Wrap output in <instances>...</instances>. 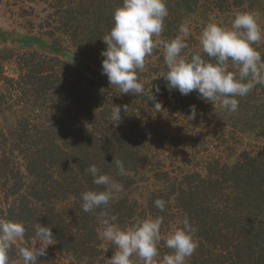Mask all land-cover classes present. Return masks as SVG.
I'll use <instances>...</instances> for the list:
<instances>
[{"label": "trees", "instance_id": "obj_1", "mask_svg": "<svg viewBox=\"0 0 264 264\" xmlns=\"http://www.w3.org/2000/svg\"><path fill=\"white\" fill-rule=\"evenodd\" d=\"M37 1L55 8L45 25H39L40 37L33 35L38 43L41 38L51 41L52 54L14 55L12 76H6L0 63V109L11 114L14 124L9 134L0 128V218L25 222L26 241L34 236L37 222L52 227L54 245L37 264H105L109 243L100 236L102 211L117 215V222L128 226L162 216L169 233L183 227L187 216L198 229V247L186 264H264V149H243L233 163L214 160L204 175L171 173L164 161L167 156L175 157L172 163L180 156L195 157V140L182 141L194 136L193 128L182 129L189 124V106L195 105L204 115L208 108L215 113L226 110L218 104H204L201 110L195 91L184 96L167 90L158 77L167 71L162 47L146 57L139 73L143 94H121L109 84L101 74V51L106 49L102 38L123 0ZM167 8L161 38H174L187 21V56L199 51V35L209 22L230 25L236 13L255 11L264 27V0H167ZM255 47L264 58V40ZM64 55L77 60L75 65L64 61ZM157 102L162 104L160 111L154 108ZM113 105L121 106L120 121L111 119ZM236 112L242 119L258 121L263 131L264 85L240 98ZM175 117L178 124L173 127ZM114 159L124 162L126 174L118 173ZM92 164L123 190L114 193L107 208L86 213L81 193L104 190L85 171ZM143 175L147 177L141 179ZM143 180L159 182V187L147 193L145 209L134 207L133 212L130 195L124 191ZM156 199L173 202L171 210L153 212L150 204ZM164 240L161 256L171 251L163 246ZM19 247L13 245L12 264H22Z\"/></svg>", "mask_w": 264, "mask_h": 264}, {"label": "clouds", "instance_id": "obj_2", "mask_svg": "<svg viewBox=\"0 0 264 264\" xmlns=\"http://www.w3.org/2000/svg\"><path fill=\"white\" fill-rule=\"evenodd\" d=\"M169 15L167 0H123L114 9L113 26L102 41L106 49L101 51L102 75L109 84L118 87L121 94L144 93V84L139 73L145 67L146 57L154 49L162 47L167 71L159 73L164 79V87L178 90L187 96L197 92L199 98L221 108L235 112L240 98L247 96L257 85H264V58L255 45L264 40V28L259 23L255 11L238 12L230 25L209 22L199 35V51L191 56L185 55L189 44L187 37L190 27L187 21L181 23L178 34L171 39L161 38L165 20ZM155 91L158 94L160 87ZM152 100L155 97L151 93ZM157 111L162 104H154ZM123 109L128 112V106ZM121 106L113 105L111 119L121 120ZM187 119L194 120L197 115L195 105L189 106ZM120 175L126 174L124 162L113 161ZM92 176L93 184L103 186L104 190H89L81 193L82 210L86 213L105 209L115 192L122 191V185L103 173L95 164L85 169ZM154 206L161 212L166 202L156 199ZM102 239L111 242L116 248L109 264H186L198 247L195 233L198 231L187 216L183 227L170 232L163 246L171 251L160 255L161 228L163 217H147L129 226H121L117 215L102 211ZM34 236L25 240V222L0 218V264H12L10 253L13 245L19 243V257L22 264H37L38 257L46 256L47 249L54 245L55 236L51 226L36 223Z\"/></svg>", "mask_w": 264, "mask_h": 264}, {"label": "rangeland", "instance_id": "obj_3", "mask_svg": "<svg viewBox=\"0 0 264 264\" xmlns=\"http://www.w3.org/2000/svg\"><path fill=\"white\" fill-rule=\"evenodd\" d=\"M52 7V5L50 6ZM47 4H42V2L37 0H0V63L4 65V70L6 76L14 75L15 66L12 59L14 55L18 53H24L29 51H35L40 54H52L48 48L51 45V41L46 38H41L42 42L38 43L35 39L39 34L43 33V30L39 25H45L47 14L55 12L51 10ZM51 10V11H50ZM264 28V27H262ZM34 35V36H33ZM62 60L66 61L71 65H75V61L69 55L62 56ZM90 76V75H88ZM91 77V76H90ZM98 81L97 78L94 79ZM2 92V85L0 83V93ZM199 99V108L202 110L205 105L212 104L211 102H205V100ZM205 104V105H204ZM217 105V104H212ZM219 106V105H218ZM217 108H215L216 110ZM207 113H200L197 111L196 120L189 121V124H184L182 129H194V136L189 140L188 137L185 139L182 138L183 142H191L195 140L194 145H196L195 157L191 160L183 158V156L178 157L176 162L172 163L169 156L164 159L166 168L170 170L171 173H181L186 174L187 172L192 173L196 172L204 175L205 171L207 172V167L209 164H212L214 160L216 161H225L226 163H233L235 157L243 149L247 150H258L264 149V129H260V124L258 121H253L252 119H242L243 116L239 115L236 111H216L212 112L207 109ZM202 117V118H200ZM174 125L178 124L177 118H174ZM14 127L13 118L11 114L0 109V128L4 130L6 134L12 132ZM236 131H242L237 132ZM254 131V132H253ZM182 158V160H180ZM213 166V165H212ZM144 169H148L144 167ZM141 171L139 175H141ZM176 177L175 175H171ZM147 175H143L145 179ZM182 177V176H180ZM144 182L138 181L133 184L129 189L127 188L124 192H128L130 195L129 199L131 200V206L136 208L137 211L142 208L147 193L150 189L159 187V182H154V184L143 180ZM179 183V181H178ZM166 201L167 211L171 210L173 202L163 199ZM168 202V203H167ZM153 209L152 211L157 213L160 211L154 206V203L150 204ZM136 221L131 222L129 225L135 223ZM121 226H128V224H120ZM172 230V227L170 228ZM100 233L103 231V225L101 223L99 227ZM169 234V230L166 229L163 222L161 228V237L162 240L166 239ZM104 241V239H103ZM108 250L104 258L106 259L105 264H109L108 259H111L116 248L111 242L107 241ZM62 263H67V260Z\"/></svg>", "mask_w": 264, "mask_h": 264}]
</instances>
